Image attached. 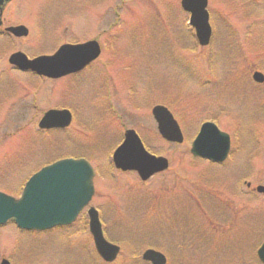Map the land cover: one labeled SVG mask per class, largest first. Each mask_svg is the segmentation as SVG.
<instances>
[{"label": "rangeland", "instance_id": "1", "mask_svg": "<svg viewBox=\"0 0 264 264\" xmlns=\"http://www.w3.org/2000/svg\"><path fill=\"white\" fill-rule=\"evenodd\" d=\"M54 1L18 0L9 5L5 24L30 26L31 40L0 36V73L7 64L5 57L9 59L16 51L37 56L57 48L68 39L62 29L72 25L69 21L86 29L92 20L89 30L113 22L117 35L119 32L117 49L120 47L124 61L113 68L115 90L110 97L106 90L112 80L101 78L98 72L107 60L105 54L78 79L67 80L64 95L58 83L44 91L39 103L43 112L11 105L17 93L26 97L29 91L18 86L11 94L0 84V192L18 198L32 175L47 164L85 157L97 171L91 206L100 212L105 235L122 248L114 264H146L141 257L149 248L165 253L168 264H261L257 251L264 241V197L251 202L245 195L239 201L233 187L228 203L234 214L239 207L246 211L240 226L233 230L237 232L224 235L220 225L230 224L227 216H232L224 201L207 195L198 202L188 191L209 184L221 191L224 182L232 179L231 175L223 176L220 167L193 161L190 152L204 121L215 119L223 108L231 112L217 117L218 126L236 137L239 132L233 149L241 150V155L233 163L248 173V179L254 177L253 167L264 176V112H256L259 99L260 103L264 100V86L254 85L251 75L246 74L245 61H260L264 69V0H209L217 41L212 47L217 49L213 61L208 59L207 50L198 47L194 33L191 38V32L184 29L188 17L182 13L181 0H84L80 16L67 8V1ZM43 10L47 12L43 14ZM109 10L112 14L116 11L115 15H108ZM44 21L53 31L50 43L40 37ZM176 26L179 38L170 28ZM194 46L196 50L191 52L188 47ZM239 47L244 55L249 50L248 55L242 58ZM257 54L258 59L253 57ZM236 75L241 84L230 83ZM7 76L23 81L15 72ZM22 102L29 104L27 98ZM164 102L173 107L181 123L185 135L181 145L166 142L159 134L152 109ZM53 105L77 106L76 120L66 130L49 134L35 131L31 118H43L44 111ZM111 106L123 116L122 122L114 119ZM227 117L234 121L229 124ZM126 129L137 130L153 154L168 158L169 170L145 183L135 172L116 170L113 152ZM255 153L259 158L253 160ZM252 209L258 212L252 213ZM75 226L65 230V238L54 231L28 239L9 224L0 229V262L5 258L12 264H104L91 256L94 245L89 226L83 229L81 221Z\"/></svg>", "mask_w": 264, "mask_h": 264}, {"label": "water", "instance_id": "2", "mask_svg": "<svg viewBox=\"0 0 264 264\" xmlns=\"http://www.w3.org/2000/svg\"><path fill=\"white\" fill-rule=\"evenodd\" d=\"M11 0H0V26L4 8ZM183 9L191 14V26L196 31L199 44L208 46L212 36L207 11L208 0H183ZM17 37L28 35L27 28H9ZM100 54L97 42L77 46H63L51 57L29 60L23 53H16L10 63L21 71H31L37 75L57 79L64 75L84 69ZM254 80L264 82L261 73H255ZM153 115L158 123L162 137L171 143L182 144L183 133L171 112L156 106ZM71 123L68 111H50L40 123L42 129H64ZM230 150V138L211 123L203 125L196 138L192 154L213 162H223ZM113 162L117 169L124 172L136 171L143 181L168 169L169 161L164 157L150 154L134 130H128L125 140L115 151ZM95 171L86 160H63L48 166L37 173L27 183L22 198L16 200L0 193V226L15 223L27 231H47L56 227L73 224L80 213L90 204L94 194ZM258 191L264 193V187ZM90 232L95 248L107 263L116 261L120 247L108 242L104 236L99 213L95 208L89 210ZM264 264V243L258 251ZM143 259L152 264H166V257L154 250H148ZM2 264H10L3 260Z\"/></svg>", "mask_w": 264, "mask_h": 264}, {"label": "flooded vegetation", "instance_id": "3", "mask_svg": "<svg viewBox=\"0 0 264 264\" xmlns=\"http://www.w3.org/2000/svg\"><path fill=\"white\" fill-rule=\"evenodd\" d=\"M16 1H18V0H12L4 8L2 19H1L2 25L0 26V36L10 37L11 39H14V41H15V39L20 40V39H27V38H29V40H31V29L32 28L30 26H29V28L27 27L28 31H29L27 37L18 38V37L13 36L11 33H9L7 31L8 28L22 26V25L13 26V25H10L9 23L5 24L4 14L7 11L9 5L16 3ZM23 1H26L28 3L31 2V0H23ZM51 1H53V0H51ZM65 1H67V3H69L67 5L70 6V7L67 6V8H71V10H75L76 13L78 14V16H80V11L83 9L82 8L83 7L82 2L84 3V0H65ZM42 12H43V14H45L47 12V10H43ZM109 13L110 14H108V15L112 14L111 10H109ZM115 13H116V11L113 12L114 15H115ZM69 17L70 18L74 17V15L69 16ZM43 18L46 19V16ZM45 22L46 21H44V23ZM73 22H76V21H69V23H71L72 25L67 24L62 29L63 34H65L64 35L65 38L67 36L68 39H66V40L63 39L64 41L59 43V46L57 48H55L53 51H48V52H43V53L41 52V53H38L37 56H31V55H27V56L30 59H34V58L42 56V55L43 56L44 55L52 56L63 46H68V45L76 46V45L85 44L88 42L95 41L98 43V45L100 46V49H101V53H100V56L98 57V59L95 60L94 62H92L84 70L82 69V70H79L77 72L70 73L68 75L63 76L60 79H49L46 77L35 75L31 72H28V73L20 72L14 66H11L9 64L8 57H6L7 58L6 59L7 64H6V66H4V70L1 71V73H0V84L2 85L3 89L6 88L8 90H11V89L14 90V88H17L19 86L20 87V89L18 87L19 90H21V88H22V89H26L29 91L26 94V97H24L23 94L17 93V96L15 97V99L13 98L14 100H12L11 105H18V106L23 105V107H22L23 111L29 110L31 108L30 109L31 111L38 110L40 112V110H42V109L39 108V103H40V100L42 98V94L44 91L49 90V88L51 87L52 84L58 83V85L60 87H62V89H61L62 93H60V94L66 93L65 92L67 90L66 86H65L66 81L69 79H71V80L78 79V77L83 75V73L86 70L93 68L95 66V64L98 62L100 63L102 61V59L105 58V54H107V60H106L105 64L102 63L101 68L99 69L98 72H99L101 78L106 79V80H112V84L110 83V85H108L107 90H106V93H108L109 97H110V93L114 92L112 90H115V84L113 83V81H114V75L116 74V72H114L113 68L116 67V65L118 63H121L124 61V60H122L123 58L121 56L116 55V42H117V39L119 37L118 36L119 34L117 35L115 24L113 22L111 23L109 21V23H107V25H105L101 28H96V30H95V28L89 30V28H91L89 25L93 22L92 20H91V23H88L87 26H85L86 29L83 27V25L73 24ZM47 26H48V23L46 22L44 24V28L42 29V33H41L40 37H42L43 39H47L46 42L50 43L53 31H51ZM93 26H95V25H93ZM186 28H187L188 34L191 32V34H189V37L192 38L193 31L189 27H186ZM54 32H57V30H54ZM215 41L216 40L212 39L211 44L206 48V50L209 53V55H207V57L210 61H213V59L215 58L214 55L217 52V49L212 48L215 44ZM16 52H19V51H16ZM241 54H242V56H244L243 52H241ZM245 61H246V74L249 73L251 75L250 77L253 81V74L255 72H261V71H259V69L263 70V71H264V69H261L263 67L260 66L259 62H256L255 60L253 62H250L249 60L246 59ZM2 65L3 64H1V66ZM8 67L11 69L10 70L11 72H15V73L23 76V78H22L23 81L19 82L16 80H12L10 77H8L7 75L10 72L9 70L6 71ZM252 70H253V72H252ZM112 72H113V74H112ZM261 73H263V72H261ZM231 79L241 80L240 78H238V75L231 77ZM239 84H241V83H239ZM254 85H260V84H257L254 82ZM260 86L263 87L264 83L261 84ZM12 90L9 93H11V92H12L11 94L16 93ZM45 94H43V95H45ZM19 98H21V101H18ZM26 98L28 99L29 104L28 103L23 104L22 100L26 99ZM64 98H65V96H64ZM237 104H238V102L235 105H237ZM258 106H259V109H257V111H256V106L253 110H255L259 114L264 112V100L261 101V103H260V99H259V103L257 104V107ZM109 108L111 109V111L115 112V108L113 106H111ZM53 109L69 110L72 114V118H73L72 122H74L76 120L77 114L74 113V111L77 112V106H75V108H74L73 106H68V107L63 106L62 107L59 105H57V106L53 105L46 110L44 109L45 110L44 114L46 111L53 110ZM42 112H43V110H42ZM221 114H223L224 117L228 116V115H226L227 113H225L222 110V112H220L219 115H217V117H219ZM217 117L215 119L210 118L209 121L217 123V121H218ZM40 120L41 119H35L34 117L31 118V127L35 128L38 125V123L40 122ZM225 121H227L230 124L234 120L227 117V118H225ZM43 132L49 133L50 131H43ZM235 139L233 137L231 140V150L229 152L228 157L221 164H213L214 165L213 167H220V169H222L223 176L231 175L232 179L231 180L228 179V180H226V182H224V185H223L224 187L223 188L221 187L222 188L221 191H218V189L202 190V189H195V188L192 189V192L188 191L189 192L188 195L196 196L197 199H195V200L198 202H199V199H198L199 197L207 196V195H209L213 198H216V199H220L221 201H224L223 203L225 204L224 207H225L226 212H228L230 215H232V216H227L230 220L229 222H231V223L238 222L240 219H242V216L244 214V210H242L241 207L237 208L238 210L236 211V214H234L231 204L228 203L229 200L232 199V198H230L231 195L229 194V192L233 189V187H234L235 192H237V194H235L236 199H239V201H242L243 197L246 195L247 198H250V201L252 202L256 199V197L260 196L257 188L260 185H264V176L262 175L261 170L259 171L258 168L255 169V167H253V170H251V173L252 174L254 173L253 174L254 177L251 179H248L247 177H245V176H248L247 175L248 173H245L244 169H242L241 167H238L237 163H235V162L233 163V159L234 158L238 159L241 155L240 154L241 150L240 151H234V149H233L234 146L237 144ZM256 146H257V143L255 142V147ZM255 155H257V154L256 153L254 154L253 160L257 159V157L259 158L258 155L257 156H255ZM243 190H246V192ZM162 191H163V189H162ZM207 191H208V193H207ZM165 193H167V192H165Z\"/></svg>", "mask_w": 264, "mask_h": 264}, {"label": "trees", "instance_id": "4", "mask_svg": "<svg viewBox=\"0 0 264 264\" xmlns=\"http://www.w3.org/2000/svg\"><path fill=\"white\" fill-rule=\"evenodd\" d=\"M81 222H82V225L84 226V228L86 227V222L84 221V220H80ZM79 222V221H78ZM85 223V224H84ZM214 225V224H213ZM72 227H76L75 225H73ZM72 227H70V229L72 228ZM83 228V229H84Z\"/></svg>", "mask_w": 264, "mask_h": 264}]
</instances>
